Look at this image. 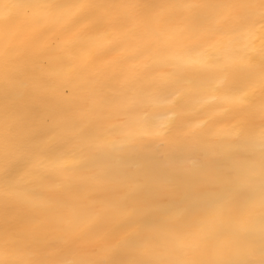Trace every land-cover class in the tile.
I'll list each match as a JSON object with an SVG mask.
<instances>
[{
	"label": "snow or ice",
	"instance_id": "obj_1",
	"mask_svg": "<svg viewBox=\"0 0 264 264\" xmlns=\"http://www.w3.org/2000/svg\"><path fill=\"white\" fill-rule=\"evenodd\" d=\"M16 6L35 9L34 22L60 35L29 40L0 31V176L20 169L0 181V208L17 206V214L0 211V264H94L36 257L55 255L69 240L84 246L104 239L91 232L104 218L120 223L137 215L79 191L102 185L85 165L90 152L105 147L103 134L112 133L106 122L120 117L164 143L175 122L183 136L244 141L259 152L237 165L232 195L200 216H166V227L149 230L139 255L163 256L152 244L163 240L180 255L153 264H242L226 260L224 249L257 234L264 256V0ZM243 189L258 195H238ZM20 212L34 215L21 223ZM209 245L212 258H197ZM252 251L243 247L237 255Z\"/></svg>",
	"mask_w": 264,
	"mask_h": 264
},
{
	"label": "clouds",
	"instance_id": "obj_2",
	"mask_svg": "<svg viewBox=\"0 0 264 264\" xmlns=\"http://www.w3.org/2000/svg\"><path fill=\"white\" fill-rule=\"evenodd\" d=\"M185 121L193 119L192 115L183 117ZM260 122H256V130ZM116 129H112L114 133ZM182 129L173 122L167 133L169 142L158 139L144 140L137 143L118 146L116 141L102 150L90 152L85 165L87 174H98L103 182L105 198H99L103 204L114 205L122 209H132L133 217L120 223H113L104 218L91 229V232L105 233L104 239L82 246L79 241L69 240L60 246L53 256L38 255V259L63 261L78 258L94 264H153L157 258H174L170 245L163 240H153L157 256H141L139 246L149 239V230L165 228V217L183 211L185 219L204 214L217 203L227 199L235 191L237 178L240 175L238 164L257 160L258 146L252 147L244 141H210L206 136H183ZM210 143L214 147H209ZM231 146H227V145ZM150 165L158 174H150ZM10 170V169H9ZM9 170L0 176V181L15 179L20 169L9 175ZM151 186L156 193L149 204L134 200L136 193L146 186ZM243 197L258 195L253 189H243L238 194ZM9 206L0 208L4 213ZM139 213H143L142 215ZM250 220L258 222L259 209H256ZM135 228L136 232L122 239ZM251 246L250 255H237L240 248ZM212 246L209 245L203 257L211 259ZM226 260H239L242 264H264V256L257 234H248L241 241L224 249Z\"/></svg>",
	"mask_w": 264,
	"mask_h": 264
},
{
	"label": "bare ground",
	"instance_id": "obj_3",
	"mask_svg": "<svg viewBox=\"0 0 264 264\" xmlns=\"http://www.w3.org/2000/svg\"><path fill=\"white\" fill-rule=\"evenodd\" d=\"M32 2V0H0V31L6 36L13 35L16 38H27L31 40L33 37L37 39L52 38L56 35H60L57 32L56 27H52L51 30L42 28L39 24L35 23L33 17L36 10L33 8L17 7L16 5H23ZM164 71H170L171 69L165 67ZM106 125H110L112 129L116 131L111 134L104 133L103 139L105 140V147L111 145L113 141H116L118 146H125L132 143H137L142 138L144 140H154L156 138L148 135H140L139 130L133 126L127 124L125 117L112 119L106 122ZM104 147V148H105ZM18 167L14 166L9 170V175L14 174ZM150 174H158V170L150 165ZM79 191L87 192L91 195L92 199L99 201V198H105L107 194H103V186H89L81 185ZM156 196L155 190L149 185L143 190L136 193L134 200L141 204L152 203ZM5 214L12 215L17 214V206L11 205L6 210ZM21 223L33 218L32 213L20 212ZM115 264H119V258L116 259Z\"/></svg>",
	"mask_w": 264,
	"mask_h": 264
}]
</instances>
